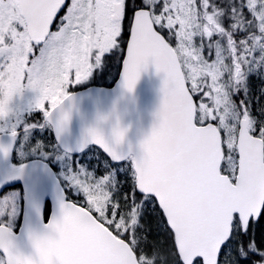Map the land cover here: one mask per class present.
I'll return each mask as SVG.
<instances>
[{
    "label": "snow or ice",
    "instance_id": "obj_1",
    "mask_svg": "<svg viewBox=\"0 0 264 264\" xmlns=\"http://www.w3.org/2000/svg\"><path fill=\"white\" fill-rule=\"evenodd\" d=\"M149 65L138 149L115 109L68 139ZM0 264H264V0H0Z\"/></svg>",
    "mask_w": 264,
    "mask_h": 264
},
{
    "label": "water",
    "instance_id": "obj_2",
    "mask_svg": "<svg viewBox=\"0 0 264 264\" xmlns=\"http://www.w3.org/2000/svg\"><path fill=\"white\" fill-rule=\"evenodd\" d=\"M162 88L163 74H157L155 67L149 65L147 70L141 73L134 93L130 94L127 100L118 101L116 85L111 88L90 85L76 90L77 103L72 109L68 139L73 142L78 140L85 130L96 122L98 116L111 113L115 109L121 126L128 129L124 146L138 149L141 141L151 134L153 127L158 123L157 113L164 98ZM47 201L51 202L45 200V206ZM44 222L47 223V220ZM49 251H58V246L52 243Z\"/></svg>",
    "mask_w": 264,
    "mask_h": 264
},
{
    "label": "rangeland",
    "instance_id": "obj_3",
    "mask_svg": "<svg viewBox=\"0 0 264 264\" xmlns=\"http://www.w3.org/2000/svg\"><path fill=\"white\" fill-rule=\"evenodd\" d=\"M109 79H111V78H109ZM90 84H91V83H89V84H86V85H90ZM110 84H111V83H110ZM86 85H85V86H86ZM79 88H80V87H79ZM27 95H31V94H30V93H28Z\"/></svg>",
    "mask_w": 264,
    "mask_h": 264
},
{
    "label": "trees",
    "instance_id": "obj_4",
    "mask_svg": "<svg viewBox=\"0 0 264 264\" xmlns=\"http://www.w3.org/2000/svg\"><path fill=\"white\" fill-rule=\"evenodd\" d=\"M111 83V79H109V84Z\"/></svg>",
    "mask_w": 264,
    "mask_h": 264
},
{
    "label": "flooded vegetation",
    "instance_id": "obj_5",
    "mask_svg": "<svg viewBox=\"0 0 264 264\" xmlns=\"http://www.w3.org/2000/svg\"><path fill=\"white\" fill-rule=\"evenodd\" d=\"M50 207V206H49ZM50 214V213H49ZM47 219V218H46Z\"/></svg>",
    "mask_w": 264,
    "mask_h": 264
}]
</instances>
